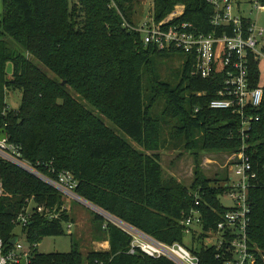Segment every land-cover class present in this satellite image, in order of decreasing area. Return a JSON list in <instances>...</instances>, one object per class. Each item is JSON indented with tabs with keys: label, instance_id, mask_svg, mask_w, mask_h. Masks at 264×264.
<instances>
[{
	"label": "trees",
	"instance_id": "obj_1",
	"mask_svg": "<svg viewBox=\"0 0 264 264\" xmlns=\"http://www.w3.org/2000/svg\"><path fill=\"white\" fill-rule=\"evenodd\" d=\"M114 1L118 7L112 0H3L0 132L21 144L25 158L43 172L53 177L56 172H71L77 181L75 192L95 207L161 241L187 245L200 256V264H225V256L217 257L222 250L205 246L204 233L201 247L194 246L197 237L186 242L182 224L199 191L205 230L216 228L228 210L221 197L229 173L225 170L212 179L202 167L203 155L233 152L241 146L238 115L210 107L223 87V74L208 79L193 76L194 61L185 55L180 82L173 86L163 81L154 57L173 53L146 45L141 33L124 26V18L132 23L142 19L134 14L143 0ZM153 1L158 18L182 4V20L202 32L215 29L214 9L207 0ZM250 73L252 85L260 86L258 61L251 62ZM11 89L23 94L14 110L7 103ZM161 100L165 107L155 114L154 106ZM258 113L262 120L252 132L254 142L264 141V104ZM167 128L171 142L195 157L190 186L165 173L160 151L169 141ZM257 146V152L251 150L255 165H264V142ZM261 177V185L250 190V236L260 251L255 250L257 264H264V172ZM0 182V236L8 248L17 236L14 218L27 198L34 196L39 204H65L58 190L2 160ZM70 219L67 212L54 221L37 215L27 230L29 241L40 243L46 236L66 234L64 224ZM94 219L104 232L102 239L110 243L109 250H91L86 257L78 245L66 253L37 250L33 264H176L166 257L130 254L132 238L127 233L111 222L104 228L107 221L99 214Z\"/></svg>",
	"mask_w": 264,
	"mask_h": 264
},
{
	"label": "built area",
	"instance_id": "obj_2",
	"mask_svg": "<svg viewBox=\"0 0 264 264\" xmlns=\"http://www.w3.org/2000/svg\"><path fill=\"white\" fill-rule=\"evenodd\" d=\"M207 2L214 9L211 24L215 29L209 33L202 32L192 22L182 20L185 13V5L182 4L177 5L166 17L158 18L153 3L148 13L138 23L129 22L124 18V26L141 33L145 44L159 51L184 53L194 61L191 71L193 76L208 79L222 72L223 87L218 92V97L210 103V107L231 110L238 115L241 146L236 151L226 152L227 167L230 171L228 180L222 183L227 187L223 196L231 198L235 205L228 207L216 228L205 230L203 214L199 209L203 197L199 191L196 194L194 208L183 219L182 224L187 237L191 239L197 237L194 241L195 247L200 241L208 240L209 243H204L205 246H215L218 250H222L217 257L225 256V264H257L258 257L255 250L258 248L256 244H251L250 236L252 221L250 190L261 185L264 165H255L251 150L257 149V145L264 142L252 140L254 127L262 120L258 112L264 104V86L252 85L250 69L253 60L261 64L264 59V27L259 26L257 20L247 16L242 4L252 3L253 15L256 11L262 10L264 3L263 0H207ZM112 6L118 7L114 0ZM0 160L13 164L44 181L58 190L65 200V204L59 207L39 204L34 196L27 198L24 208L14 218V223L23 229V237L17 235L15 238L18 241L14 243V238L12 247L8 248L0 236V264H33L38 243L29 241L27 230L37 215L50 221L61 219L64 212L68 214L70 212L66 200H77L85 205L88 203L95 206L75 192L77 181L71 172H56L53 169L51 172H56L57 177L43 172L25 158L23 146L13 141L7 134L0 138ZM2 192L1 185L0 195ZM95 208L107 221L104 228H107L108 223L111 222L132 238L130 254L142 252L155 259L166 257L176 264L201 263L200 256L187 245L161 241L138 227ZM74 224L72 217L65 222L67 233L73 234ZM203 233L204 239L200 240Z\"/></svg>",
	"mask_w": 264,
	"mask_h": 264
},
{
	"label": "rangeland",
	"instance_id": "obj_3",
	"mask_svg": "<svg viewBox=\"0 0 264 264\" xmlns=\"http://www.w3.org/2000/svg\"><path fill=\"white\" fill-rule=\"evenodd\" d=\"M153 0H143L136 4L134 18L138 20L145 16L149 9L153 6ZM243 10L247 16L252 17L254 20L258 21V25L264 27V7L259 12L256 11L253 15L251 10L253 8L252 3H243ZM4 12L3 0H0V14ZM156 67L161 74L163 81H166L173 86L177 85L180 82V73L183 70L185 62V54L181 52H176L170 54L169 56H155ZM42 69L49 73V75L54 76V74L46 68L41 62L37 59H34ZM260 69L262 72L261 75V85H264V59L261 61ZM9 72H12V65H9ZM23 94L21 90L11 89L7 92V103L10 109H18L21 105ZM90 109V106H88ZM165 107V102L163 100L159 101L154 106L155 114L161 113ZM94 110V109H93ZM95 111V110H94ZM96 112V111H95ZM98 116V112H96ZM105 123L115 129L118 133L123 134L121 130L117 128L109 119L104 118ZM125 136V135H124ZM166 136L169 139L166 147L160 151L162 156V165L164 167L165 173L167 176H175L178 180L184 182L186 185L190 186L194 180V167H195V157L191 154L190 151L183 149L181 145H176L171 142L169 135V128L166 129ZM4 134L0 132V138H3ZM131 141V140H130ZM134 146L139 147L137 143L132 142ZM202 167L206 175L210 178H216L218 173L221 174L223 171L229 173L227 167L228 158L226 153H210L202 156ZM1 188V182H0ZM221 200L226 207H233L235 205L234 201L227 197L222 196ZM66 205L69 207V214L74 221V230L73 234H62L59 236H46L40 240L38 243V252L39 253H53L61 252L66 253L72 251L75 245L80 246L81 251L85 255H88L91 250H103L104 248V232L99 228V222L95 221V215L99 214L103 216L100 211L95 207L89 205L88 203L83 204L80 201L66 200ZM105 218V217H104ZM97 222V223H96ZM98 225V228H97ZM16 235L23 237V229L18 227L16 229ZM25 239V237H24ZM191 241V237H187V241ZM26 242V241H25ZM205 244H208L209 241L205 240ZM27 245L28 242H26ZM201 243H197V247H201Z\"/></svg>",
	"mask_w": 264,
	"mask_h": 264
},
{
	"label": "crops",
	"instance_id": "obj_4",
	"mask_svg": "<svg viewBox=\"0 0 264 264\" xmlns=\"http://www.w3.org/2000/svg\"><path fill=\"white\" fill-rule=\"evenodd\" d=\"M103 242H104V248H103V250H109L110 249V243H109V241L106 240V241H103Z\"/></svg>",
	"mask_w": 264,
	"mask_h": 264
},
{
	"label": "water",
	"instance_id": "obj_5",
	"mask_svg": "<svg viewBox=\"0 0 264 264\" xmlns=\"http://www.w3.org/2000/svg\"><path fill=\"white\" fill-rule=\"evenodd\" d=\"M65 83H66V82H63V84H65ZM17 241H18L17 238H15L14 243L17 242Z\"/></svg>",
	"mask_w": 264,
	"mask_h": 264
}]
</instances>
